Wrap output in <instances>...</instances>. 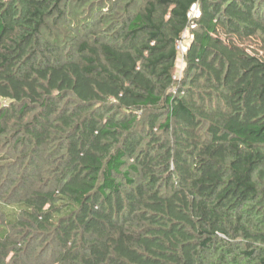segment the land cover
Returning <instances> with one entry per match:
<instances>
[{"label":"trees","instance_id":"16d2710c","mask_svg":"<svg viewBox=\"0 0 264 264\" xmlns=\"http://www.w3.org/2000/svg\"><path fill=\"white\" fill-rule=\"evenodd\" d=\"M0 264H264V0H0Z\"/></svg>","mask_w":264,"mask_h":264},{"label":"rangeland","instance_id":"374dc122","mask_svg":"<svg viewBox=\"0 0 264 264\" xmlns=\"http://www.w3.org/2000/svg\"><path fill=\"white\" fill-rule=\"evenodd\" d=\"M198 15H199V8H198V6H194L191 9L190 17H191L192 20H194ZM184 40H185L186 46H189L190 41L192 40L191 28L188 29L184 33ZM186 67H187V65H186V60L184 58V55L183 56H179V58L177 59V62H176V69H175V72H174V77H175V79L177 81H180V80L184 79ZM211 90H213L211 87H207V88H206V86H202L201 87V92H206V91L213 92ZM209 97L213 101V99H214L213 96L209 95ZM206 102L207 101L205 100V104H206Z\"/></svg>","mask_w":264,"mask_h":264},{"label":"built area","instance_id":"2783aa9c","mask_svg":"<svg viewBox=\"0 0 264 264\" xmlns=\"http://www.w3.org/2000/svg\"><path fill=\"white\" fill-rule=\"evenodd\" d=\"M189 18H190V20H192L191 17H190V14H189ZM194 26L195 25L193 23H191L190 26L184 31V33L190 28H191V30H193ZM184 33H183L181 39L176 43V51L178 53V58H179V56L185 55V53L187 51V48H188V46H186V43H185V40H184Z\"/></svg>","mask_w":264,"mask_h":264}]
</instances>
